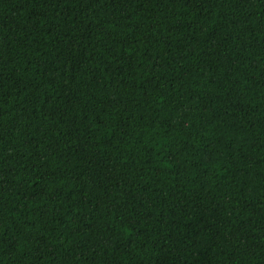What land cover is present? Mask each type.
<instances>
[{
	"label": "trees",
	"instance_id": "trees-1",
	"mask_svg": "<svg viewBox=\"0 0 264 264\" xmlns=\"http://www.w3.org/2000/svg\"><path fill=\"white\" fill-rule=\"evenodd\" d=\"M0 264H264V0H0Z\"/></svg>",
	"mask_w": 264,
	"mask_h": 264
}]
</instances>
